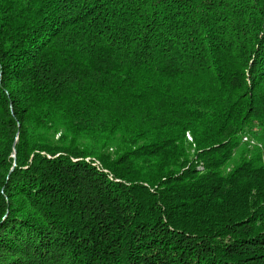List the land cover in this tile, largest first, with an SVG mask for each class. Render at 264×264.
<instances>
[{
    "label": "trees",
    "instance_id": "16d2710c",
    "mask_svg": "<svg viewBox=\"0 0 264 264\" xmlns=\"http://www.w3.org/2000/svg\"><path fill=\"white\" fill-rule=\"evenodd\" d=\"M0 264H264V0H0Z\"/></svg>",
    "mask_w": 264,
    "mask_h": 264
},
{
    "label": "rangeland",
    "instance_id": "374dc122",
    "mask_svg": "<svg viewBox=\"0 0 264 264\" xmlns=\"http://www.w3.org/2000/svg\"><path fill=\"white\" fill-rule=\"evenodd\" d=\"M248 137H250V135H247Z\"/></svg>",
    "mask_w": 264,
    "mask_h": 264
},
{
    "label": "water",
    "instance_id": "95a60500",
    "mask_svg": "<svg viewBox=\"0 0 264 264\" xmlns=\"http://www.w3.org/2000/svg\"><path fill=\"white\" fill-rule=\"evenodd\" d=\"M14 156H15V152H14Z\"/></svg>",
    "mask_w": 264,
    "mask_h": 264
}]
</instances>
